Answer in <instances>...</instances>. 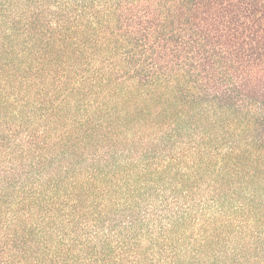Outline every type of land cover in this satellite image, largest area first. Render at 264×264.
Masks as SVG:
<instances>
[{"label": "trees", "instance_id": "trees-1", "mask_svg": "<svg viewBox=\"0 0 264 264\" xmlns=\"http://www.w3.org/2000/svg\"><path fill=\"white\" fill-rule=\"evenodd\" d=\"M0 264H264V0H0Z\"/></svg>", "mask_w": 264, "mask_h": 264}]
</instances>
